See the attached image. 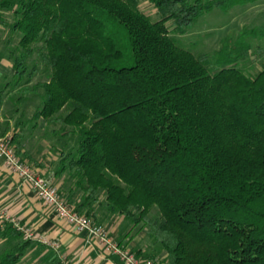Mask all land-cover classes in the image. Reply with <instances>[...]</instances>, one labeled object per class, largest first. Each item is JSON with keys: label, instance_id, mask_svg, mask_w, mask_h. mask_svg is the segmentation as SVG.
Instances as JSON below:
<instances>
[{"label": "trees", "instance_id": "trees-1", "mask_svg": "<svg viewBox=\"0 0 264 264\" xmlns=\"http://www.w3.org/2000/svg\"><path fill=\"white\" fill-rule=\"evenodd\" d=\"M141 1H1L17 6L16 78L35 53L45 65L33 120L59 124L62 148L75 138L55 172L75 179L78 213L96 222L101 206L147 226L167 264H264V63L255 76L239 67L264 26L213 57L195 55L166 23L184 34L213 9L248 0H147L156 21ZM9 235L21 233L8 225ZM33 243L18 239L0 264H18Z\"/></svg>", "mask_w": 264, "mask_h": 264}, {"label": "crops", "instance_id": "crops-1", "mask_svg": "<svg viewBox=\"0 0 264 264\" xmlns=\"http://www.w3.org/2000/svg\"><path fill=\"white\" fill-rule=\"evenodd\" d=\"M16 7L14 3L8 7L0 3V134L17 136L21 151L36 161L37 171L51 179L64 199L76 207L81 203V193L75 185V179L68 172L60 175L55 172L57 163L67 152V148H51L49 142L36 131L37 125L31 124V132L26 133L28 129L25 126L26 119H33L34 112L43 102L41 93L35 92L34 85L36 74L44 71V65L38 62L37 71L30 79L28 72L34 71L36 61L31 57L27 60V74L22 78L15 76L14 63L20 54L18 46L21 39L20 32L15 28ZM36 97L40 99L38 106L34 105ZM36 122L40 129H43L45 125L40 121ZM103 198L100 196V199ZM96 208L97 221L109 230L112 237L132 251L139 252L141 257L156 258L162 264H166L164 262L167 258L166 251L156 244L148 229L133 226L123 214H110L101 206ZM0 211L15 217L37 234L60 244V250L56 251L34 241L23 258L31 256V259L39 264L44 260L48 262L51 254L55 253L57 256L59 254L67 256L68 264H123L117 256L108 253L98 239L89 237L85 232L76 231L71 224L59 218L54 209L46 205L28 183L6 168L1 158ZM8 225L6 223L1 229Z\"/></svg>", "mask_w": 264, "mask_h": 264}, {"label": "rangeland", "instance_id": "rangeland-1", "mask_svg": "<svg viewBox=\"0 0 264 264\" xmlns=\"http://www.w3.org/2000/svg\"><path fill=\"white\" fill-rule=\"evenodd\" d=\"M1 1L2 0H0V3ZM139 8L148 14L153 21L159 20L161 18V15L157 12L156 8L147 0L141 1ZM166 25L168 26L170 35L175 38L179 46L190 50L195 55L206 53L213 57L222 43H232L241 34L243 35L244 31L260 29L264 26V0H248L243 4L234 5L227 11L220 8H215L211 12L201 16L193 25V27L184 34L174 33L170 22H167ZM249 43H251L250 54L247 58L240 61L239 67H242L247 75L255 76L261 70L262 64L264 63V38L250 37ZM32 57H34L37 63L40 62V57L37 53L33 54ZM46 78L47 73H43V71L41 74L37 73L35 83L44 81ZM34 103L35 106L40 104L39 97H36ZM25 123V126L28 128L26 133L28 134L31 132V124L37 125L38 130L36 131H38L41 136L49 142L51 148L61 147L62 143H65V137L59 136V133L55 135L52 132V130H57L60 127L59 124L50 123L45 125L43 129H40L41 127L38 122L33 119L28 118L26 119ZM67 138V149H69L71 146H73L75 138L72 136ZM151 215L157 216V211L154 210ZM138 226L148 229V232L150 231V228L147 226H142L141 224ZM18 239L25 240L22 235H9L8 237L3 238L2 229L0 227V257L4 251L9 249ZM44 245L45 244H43V247ZM61 255L62 257L60 258V256L55 255V253L51 254L48 262L44 260V262H39V264H53V258L55 257L61 260L62 264H68V261L66 260L67 256L63 254ZM164 262L167 264L166 258ZM19 264L37 263L34 262V259H31V256H27L26 258L20 260Z\"/></svg>", "mask_w": 264, "mask_h": 264}, {"label": "built area", "instance_id": "built-area-1", "mask_svg": "<svg viewBox=\"0 0 264 264\" xmlns=\"http://www.w3.org/2000/svg\"><path fill=\"white\" fill-rule=\"evenodd\" d=\"M0 158L6 168L17 174L22 181L28 183L37 196L54 209L57 216L71 224L76 231L85 232L89 237L98 239L104 244L108 253L117 256L123 264H162L156 258L141 257L111 236L109 230L101 223L93 222L84 214L78 213L74 207L62 196L51 179L40 174L36 168L16 154L10 135H0ZM11 225L19 231L25 240L41 242L56 251L60 250L57 241H51L43 235L37 234L30 227L22 224L15 217L0 211V227ZM60 255V254H59ZM62 255H60V258Z\"/></svg>", "mask_w": 264, "mask_h": 264}]
</instances>
